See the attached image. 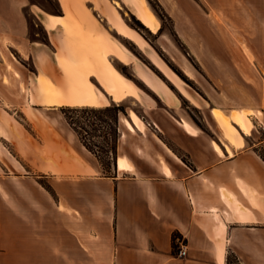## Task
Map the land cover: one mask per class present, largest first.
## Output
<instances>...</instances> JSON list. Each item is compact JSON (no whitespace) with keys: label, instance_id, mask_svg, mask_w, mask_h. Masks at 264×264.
<instances>
[{"label":"crops","instance_id":"0c3cea01","mask_svg":"<svg viewBox=\"0 0 264 264\" xmlns=\"http://www.w3.org/2000/svg\"><path fill=\"white\" fill-rule=\"evenodd\" d=\"M55 1V14L22 0L18 5L15 0L0 5V22L10 30L5 35L20 38L19 47L40 74L36 81L42 76L52 82V94L37 82L36 102L52 107H103L108 100L131 93L133 85L125 83L124 93L118 96L117 71L110 60L117 42L111 31L119 30L115 27L119 26L116 13L121 15L118 2L127 1L139 16L145 0ZM25 8L45 31L48 44L27 42L17 32L18 23L24 29L28 26ZM252 19V35L244 38L237 32L252 45L264 67V5L255 9ZM231 36L237 44L234 30ZM62 37L80 64L63 50L57 51ZM95 44L105 46L104 54L114 67H102L93 52ZM0 46L11 58L1 38ZM238 48L251 62L250 50ZM82 51L91 58L80 59ZM52 55L62 71L59 84L51 78L57 75ZM59 55L74 71L73 79L58 64ZM260 75L264 79V73ZM19 90L0 82L2 95ZM134 99L144 108L148 103L147 124L128 109V116L120 121L130 132L143 135L149 127L156 129L157 147H137L131 158L119 155L110 176L100 175V166L86 158L77 135L68 130L13 133V153L28 157L29 173L24 174L21 170L26 167L3 145L6 137L0 133L2 264H264V159L246 147L239 132L233 135L217 121L215 109L226 116L220 108H212L211 115L223 136L217 132L213 137L163 97L165 104L159 107L145 97ZM247 99L231 111L248 109L250 116L260 114L264 128V85L259 84L254 103ZM28 113L36 123L34 114ZM53 145L65 147L61 154L71 150L78 155L71 154L70 161L76 171L51 165ZM43 179L48 181L43 184ZM176 237L185 241L186 257L178 256Z\"/></svg>","mask_w":264,"mask_h":264},{"label":"rangeland","instance_id":"374dc122","mask_svg":"<svg viewBox=\"0 0 264 264\" xmlns=\"http://www.w3.org/2000/svg\"><path fill=\"white\" fill-rule=\"evenodd\" d=\"M18 1L15 0L16 5ZM8 2L9 0H0V5L3 7ZM22 3L40 6L53 14L58 12L55 0H22ZM118 4L122 17L116 13V16H120L117 20L119 26H114L119 30L111 31V36L117 42L116 53L110 56L115 67L105 56L104 45L98 44L104 60L98 56L94 48L93 52L102 67L111 64L116 68L115 77L120 91L118 96L124 93L125 83L134 87L131 93L112 98L114 102L108 100V107L115 106L124 110L119 113H116V110H103L106 107L90 108L88 111L68 113L72 118L70 120L62 110L64 107L38 104L37 82L40 83L39 78L42 76L36 81L40 74L27 57L25 50L19 47L20 38L16 36L14 40L5 35L6 28L0 22V38L11 54V58L8 59L0 46V82L16 85L20 89L19 92L11 91L3 95L0 93V133L6 137L3 145L17 156L13 153V133L20 135L19 133L29 132L35 135L40 131L48 133L73 131L80 144L84 146L86 158L100 166L101 176H110L119 155L131 158L133 149L137 147L149 149L157 147L156 129L149 127L145 135L137 131L130 132L120 121L121 116L122 118L124 115L128 116L127 109L129 112L132 110L146 123L148 103L144 108L137 104L134 98L142 100L145 97L154 107H159L165 104L161 99L163 97L167 103L175 104L181 113L206 135L213 137L220 131L213 120L211 110L214 107L222 109L231 124L242 135L246 147L253 148L264 159V128L261 115L250 116L246 127L238 117L248 109L231 111L243 103L244 99L248 98L247 100L254 103L259 84L261 83L262 87L264 85V79L260 75L264 73V67L261 66L259 56L254 54L252 45L246 42L244 45L252 54L250 62L238 51V45L231 36L233 30L240 32L244 38L252 35V14L255 9L258 11L264 5V0H145L144 11L141 10L139 16L137 12L131 10L127 1ZM34 9L37 10L36 7ZM148 11L157 17V22L145 24L141 20V16ZM24 15L28 26L22 24L27 26L24 29L18 23L17 32L22 34L27 42L29 40L48 44L45 31L36 25L28 8L24 9ZM21 16L23 17V14ZM242 22L249 24L250 28ZM6 31L10 33V30ZM60 39L63 43H58L57 51L63 50L77 65L80 64L79 58L71 55L66 43L68 40L64 41V37ZM53 50L56 51L55 48ZM52 56L57 75L51 78L59 84L62 71L57 65L56 55ZM89 58H91L89 52L82 51L80 59ZM63 61L64 63L58 59V64L63 65L64 70L70 74L69 79H73L74 71L64 59ZM40 62L43 66L44 62ZM186 72H190L191 77L186 75ZM103 74L108 76L107 72ZM43 78L49 85L52 84L49 79ZM90 79L97 82L94 77ZM98 83L105 90L103 84ZM29 111L36 117V123L29 119ZM52 148L51 165L62 166L65 169L68 167L70 172L76 171L70 166L71 154L78 157L75 152L69 150L70 155H66L61 154L65 152V147L53 145ZM17 158L26 167V171L21 170L22 173H29L28 157ZM0 173L3 172L0 170ZM46 181L48 179H43V184Z\"/></svg>","mask_w":264,"mask_h":264},{"label":"bare ground","instance_id":"6f19581e","mask_svg":"<svg viewBox=\"0 0 264 264\" xmlns=\"http://www.w3.org/2000/svg\"><path fill=\"white\" fill-rule=\"evenodd\" d=\"M116 5L119 6V4L117 3ZM244 12V11H243ZM242 12V13H243ZM246 15V14H245ZM244 15V16H245ZM120 16L117 15V19L119 20ZM247 19V18H246ZM141 20L145 23V24H150L152 21L153 22H157V17L148 11V13H144L142 16H141ZM234 35H235V39L237 41V44L240 46L241 50L244 51L243 49V46L245 45V42L246 40H244L241 35L234 30ZM94 46V50L96 51V53L98 54V56L104 60V56H103V53L100 51V48H99V45L95 44L93 45ZM59 59L61 60L62 63H64L63 61V58L59 55L58 56ZM66 69H68V71L70 70L67 66H66ZM186 75H188L189 77H191L190 75V72H186L185 73ZM39 82L40 84L42 85L43 89L45 92H47L48 94H52V88L51 86L49 85V83L43 78V77H40L39 78ZM250 112L248 111H243L242 112V115H240V117H238V119L240 120V122L247 127L248 125V122H249V115ZM213 114L214 116L216 117L217 121L231 134L233 135H238V131L237 129L231 124L230 120L218 109H215L213 111ZM133 117L136 118V115L135 113H133L132 115ZM120 164H121V161H120Z\"/></svg>","mask_w":264,"mask_h":264},{"label":"trees","instance_id":"16d2710c","mask_svg":"<svg viewBox=\"0 0 264 264\" xmlns=\"http://www.w3.org/2000/svg\"><path fill=\"white\" fill-rule=\"evenodd\" d=\"M109 105H106V106H103V107H106L104 108L103 110L105 111H111V110H116V113H119V111H122L124 112V110H121L120 108L118 107H108ZM64 108H62V110L64 111V113L66 114V116L68 117V119L72 120V118H70L68 116V113L70 112H77V111H88L90 110V108H103V107H87V106H62ZM93 110V109H91Z\"/></svg>","mask_w":264,"mask_h":264},{"label":"built area","instance_id":"2783aa9c","mask_svg":"<svg viewBox=\"0 0 264 264\" xmlns=\"http://www.w3.org/2000/svg\"><path fill=\"white\" fill-rule=\"evenodd\" d=\"M176 242L178 244V256L186 257L188 254V249L185 241L181 238H176Z\"/></svg>","mask_w":264,"mask_h":264}]
</instances>
